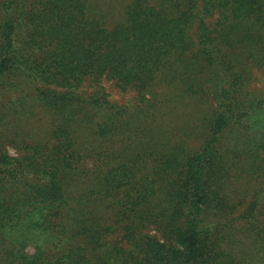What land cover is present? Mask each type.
Instances as JSON below:
<instances>
[{
	"label": "trees",
	"instance_id": "trees-1",
	"mask_svg": "<svg viewBox=\"0 0 264 264\" xmlns=\"http://www.w3.org/2000/svg\"><path fill=\"white\" fill-rule=\"evenodd\" d=\"M261 69L264 0H0V264H264Z\"/></svg>",
	"mask_w": 264,
	"mask_h": 264
},
{
	"label": "rangeland",
	"instance_id": "rangeland-1",
	"mask_svg": "<svg viewBox=\"0 0 264 264\" xmlns=\"http://www.w3.org/2000/svg\"><path fill=\"white\" fill-rule=\"evenodd\" d=\"M107 93L109 94V100L118 106H131L134 103L136 94L133 92L130 93H121L112 82H105ZM251 88L258 91L264 92V69L258 70L255 73V80L251 83ZM95 86L92 83L87 82L84 84L81 89V94L83 98L88 99L94 95ZM96 95V94H95ZM177 118V116H175ZM264 133V108L253 113L244 123L243 127H240V132L242 138H260ZM10 153L15 155L14 149H10ZM29 252L32 254L34 249H29Z\"/></svg>",
	"mask_w": 264,
	"mask_h": 264
}]
</instances>
